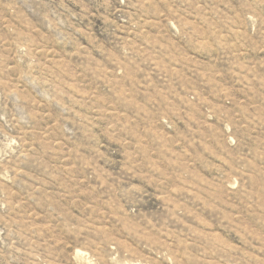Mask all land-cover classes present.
I'll return each mask as SVG.
<instances>
[{
  "label": "rangeland",
  "instance_id": "rangeland-1",
  "mask_svg": "<svg viewBox=\"0 0 264 264\" xmlns=\"http://www.w3.org/2000/svg\"><path fill=\"white\" fill-rule=\"evenodd\" d=\"M0 264H264V0H0Z\"/></svg>",
  "mask_w": 264,
  "mask_h": 264
}]
</instances>
